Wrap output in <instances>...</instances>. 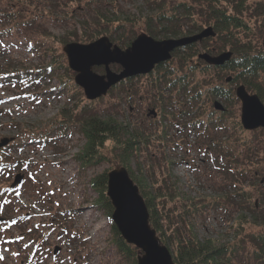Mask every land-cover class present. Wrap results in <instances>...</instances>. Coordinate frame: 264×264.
Returning a JSON list of instances; mask_svg holds the SVG:
<instances>
[{"label":"trees","instance_id":"1","mask_svg":"<svg viewBox=\"0 0 264 264\" xmlns=\"http://www.w3.org/2000/svg\"><path fill=\"white\" fill-rule=\"evenodd\" d=\"M80 1L87 10L96 12L97 20H78L80 28L60 37L49 32L39 34L41 39L31 46L43 63L35 69L0 67V82L13 83L34 75L55 77L58 92H66L69 102L75 100L52 119L25 129L8 146L0 148V168L13 163L8 160L7 149L32 141L48 142L56 132L65 135L72 123L83 138L81 148L73 155L79 170L86 171L102 162L123 166L143 197L150 226L171 252L175 264H264V128H242L240 103L234 92V87L242 84L264 104V0H142L148 11L133 17L102 10L104 0H68L75 4ZM64 13V19L70 20ZM13 15L0 10V39L34 25L33 18L21 21ZM207 26L212 27L214 36L176 47L169 59L155 64L150 72L124 78L94 100L82 99L65 55L54 46L71 38L89 42L107 35L113 43L125 47L140 28L160 39L191 35ZM223 51H230L231 56L222 65H210L198 57L202 52ZM111 68L120 69L117 64ZM58 70L64 72L58 74ZM94 70L103 72L100 66ZM23 73L26 76H20ZM228 76L230 80L226 81ZM215 100L222 103L223 110L214 108ZM99 101L108 104L105 113L99 112ZM147 104L155 108V116H146ZM119 105L127 115L123 120L118 119ZM181 121L182 127L197 129L204 135L208 148L217 152L219 165L233 168L231 175L239 187L229 194L222 192L223 197L198 199L181 194L175 178L160 165L158 172L152 165L147 164L148 169L142 166L141 154L147 152L152 161L156 150L163 153L172 143L166 139L171 136L168 130ZM212 133L217 136L212 137ZM133 162L139 174L134 172ZM106 173L95 174L89 186L96 193V206L106 214L120 258L136 264L138 249L121 237L111 220L113 207L106 195ZM220 206L232 209L226 220L231 238L222 242L210 237L200 240L191 225L192 218Z\"/></svg>","mask_w":264,"mask_h":264},{"label":"rangeland","instance_id":"2","mask_svg":"<svg viewBox=\"0 0 264 264\" xmlns=\"http://www.w3.org/2000/svg\"><path fill=\"white\" fill-rule=\"evenodd\" d=\"M83 3L0 0V10L13 12V17L21 21L34 20L32 27L26 25L0 39V67L9 65L16 70L39 67L43 62L31 43L39 41L43 32L60 37L75 27L80 28V23H76L78 20H97L96 12L87 10ZM100 8L121 17L148 11L142 0H104V6ZM63 13L70 20L64 19ZM54 46L61 50L62 45L55 43ZM48 58L50 55L44 63ZM63 72L58 70V74ZM20 76H26V73ZM28 79L26 76L13 83L0 82V138H17L25 129L47 122L63 106L75 101L69 102L66 92H58L59 83L55 77L34 75ZM96 106L100 113H105L108 108L106 101H99ZM146 107L145 114L155 109L150 104ZM122 108L119 105L117 112L121 120L127 117L121 112ZM182 123L175 122L168 130L171 136L166 139L172 143L163 153L156 150L152 161L147 152L141 154L139 162L142 166L152 165L158 172L160 165L175 178L181 194L198 199L223 197L222 194H229L239 187L231 175L233 168L219 165L218 154L208 148L204 135L197 129L182 127ZM53 136L48 142L32 141L23 147L6 150L9 162L13 163L0 168V218H3L0 219V264H127L116 250L106 214L96 206V193L89 186V180L95 174L115 167L102 162L86 171L79 170L73 155L81 148L83 138L72 123L65 135L56 132ZM221 161L226 163L224 159ZM132 167L139 174L136 162ZM67 169L70 171L68 177L64 175ZM17 173L22 175L21 181L11 187ZM230 209L208 208L193 217L191 225L198 238L229 240L226 220L232 214ZM86 211L94 215L90 222L84 220ZM99 220L104 222L105 230L92 235V225Z\"/></svg>","mask_w":264,"mask_h":264},{"label":"water","instance_id":"3","mask_svg":"<svg viewBox=\"0 0 264 264\" xmlns=\"http://www.w3.org/2000/svg\"><path fill=\"white\" fill-rule=\"evenodd\" d=\"M209 36H214L211 26L191 35L162 39H155L142 31L124 48L102 35L88 43L67 42L61 50L66 55L68 67L74 72V83L82 89L86 99L94 100L105 95L111 86L122 79L150 72L155 64L169 59L176 47ZM230 56V51L216 55L207 52L198 54L200 59L210 65H222ZM111 64H118L120 70H112ZM93 66H103L104 72H95ZM225 80L229 81L230 77ZM234 92L240 102L239 122L242 128H264V104L258 96L249 93L242 84L235 86ZM213 106L216 110H223L218 101H214ZM149 115L155 116V110L150 109ZM12 140L13 137L0 138V147ZM106 176V195L113 207L111 220L121 237L138 249L136 264H175L169 249L161 243L155 229L150 226L143 197L127 170L123 166L115 167L107 171ZM21 178V174H15L10 186L18 184Z\"/></svg>","mask_w":264,"mask_h":264},{"label":"bare ground","instance_id":"4","mask_svg":"<svg viewBox=\"0 0 264 264\" xmlns=\"http://www.w3.org/2000/svg\"><path fill=\"white\" fill-rule=\"evenodd\" d=\"M69 172H70L69 169H67L65 171L64 175L68 177L69 176ZM83 216H84V220L86 222H90L93 219V217H94V215L91 212H88V211H86ZM103 230H105L104 222L99 220L94 225H92L91 234L92 235H96L97 233L103 232Z\"/></svg>","mask_w":264,"mask_h":264},{"label":"snow or ice","instance_id":"5","mask_svg":"<svg viewBox=\"0 0 264 264\" xmlns=\"http://www.w3.org/2000/svg\"><path fill=\"white\" fill-rule=\"evenodd\" d=\"M0 102H2V101H0ZM17 253H14V255H16ZM0 258H2V257H0Z\"/></svg>","mask_w":264,"mask_h":264}]
</instances>
